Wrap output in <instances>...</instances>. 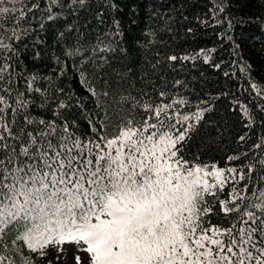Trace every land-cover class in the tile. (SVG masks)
<instances>
[{
  "label": "snow or ice",
  "instance_id": "6c2138e0",
  "mask_svg": "<svg viewBox=\"0 0 264 264\" xmlns=\"http://www.w3.org/2000/svg\"><path fill=\"white\" fill-rule=\"evenodd\" d=\"M8 2L0 0V16L13 14ZM0 48L15 55L2 41ZM0 59V248L21 225L25 231L19 238L33 252L43 254L50 244H83L77 251L89 254L88 264H264V158L244 166L250 183L219 201L216 211L226 226L213 224L204 219L213 211L205 197L215 198V190L235 175L244 180V169L229 168L225 178L215 165L184 159L188 128L177 127L181 122L169 114L171 105L133 98V106L114 122L100 100L108 92L89 87L96 110L84 115L89 134L77 135L75 120L59 111L69 107L63 102L57 104L56 119L31 118L29 101L19 91L10 103L11 57ZM118 103L129 101L122 97ZM262 146L257 142L249 151ZM75 260L84 264L79 256ZM0 264L7 258L0 256Z\"/></svg>",
  "mask_w": 264,
  "mask_h": 264
},
{
  "label": "trees",
  "instance_id": "16d2710c",
  "mask_svg": "<svg viewBox=\"0 0 264 264\" xmlns=\"http://www.w3.org/2000/svg\"><path fill=\"white\" fill-rule=\"evenodd\" d=\"M32 4L40 7L30 9ZM5 7L13 14L0 16V41L16 50L13 56L0 48V57H11L10 103L19 91L31 118L56 119L63 102L69 107L59 111L75 120L77 135L89 134L84 115L96 110L89 87L108 92L100 100L114 122L133 98L171 105L177 127L188 128L184 159L215 165L225 178L229 168L244 169V180L235 175L215 198L205 197L213 211L204 219L226 226L216 211L219 201L250 183L244 166L264 158V146L249 151L264 144V0H9ZM122 97L129 103H118ZM136 112L144 114L139 107ZM235 156L240 158L228 159ZM24 231L17 225L4 237L0 256L7 264H34L19 238Z\"/></svg>",
  "mask_w": 264,
  "mask_h": 264
},
{
  "label": "rangeland",
  "instance_id": "374dc122",
  "mask_svg": "<svg viewBox=\"0 0 264 264\" xmlns=\"http://www.w3.org/2000/svg\"><path fill=\"white\" fill-rule=\"evenodd\" d=\"M84 245L65 242L62 247L57 245H48L41 251L33 252L31 249V260L34 264H76L75 256H79L84 264H88L89 254L84 251H77V248H83ZM38 258V259H37Z\"/></svg>",
  "mask_w": 264,
  "mask_h": 264
}]
</instances>
